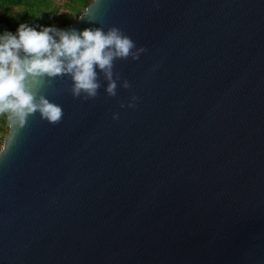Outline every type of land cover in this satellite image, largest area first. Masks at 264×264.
<instances>
[{
	"label": "water",
	"instance_id": "obj_1",
	"mask_svg": "<svg viewBox=\"0 0 264 264\" xmlns=\"http://www.w3.org/2000/svg\"><path fill=\"white\" fill-rule=\"evenodd\" d=\"M113 26L147 49L116 61L130 89L57 77L61 123L7 151L9 128L0 264H264V0H93L57 28Z\"/></svg>",
	"mask_w": 264,
	"mask_h": 264
},
{
	"label": "clouds",
	"instance_id": "obj_2",
	"mask_svg": "<svg viewBox=\"0 0 264 264\" xmlns=\"http://www.w3.org/2000/svg\"><path fill=\"white\" fill-rule=\"evenodd\" d=\"M146 51L115 26L107 31L103 27H90L79 32L55 26L36 30L22 23L15 33H0V117L7 118L11 130L7 151L37 112L53 126L61 123L62 106L44 94L45 85L50 86L55 78L67 75L71 79L67 90L73 98L95 100L103 87L102 73L107 96L115 98L118 87H132L114 71L116 61H138ZM138 100L133 95L127 105L121 103L120 107L135 108ZM112 118L118 120L119 113H113Z\"/></svg>",
	"mask_w": 264,
	"mask_h": 264
},
{
	"label": "trees",
	"instance_id": "obj_3",
	"mask_svg": "<svg viewBox=\"0 0 264 264\" xmlns=\"http://www.w3.org/2000/svg\"><path fill=\"white\" fill-rule=\"evenodd\" d=\"M93 0H0V33H15L20 24L41 27H67L77 21ZM9 132L6 117H0V150Z\"/></svg>",
	"mask_w": 264,
	"mask_h": 264
},
{
	"label": "rangeland",
	"instance_id": "obj_4",
	"mask_svg": "<svg viewBox=\"0 0 264 264\" xmlns=\"http://www.w3.org/2000/svg\"><path fill=\"white\" fill-rule=\"evenodd\" d=\"M58 4H62L64 0H55Z\"/></svg>",
	"mask_w": 264,
	"mask_h": 264
}]
</instances>
